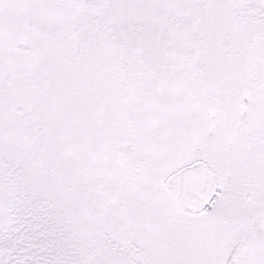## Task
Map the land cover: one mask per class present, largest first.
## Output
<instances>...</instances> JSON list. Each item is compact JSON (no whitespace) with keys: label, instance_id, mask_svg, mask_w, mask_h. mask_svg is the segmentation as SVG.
<instances>
[{"label":"snow or ice","instance_id":"snow-or-ice-1","mask_svg":"<svg viewBox=\"0 0 264 264\" xmlns=\"http://www.w3.org/2000/svg\"><path fill=\"white\" fill-rule=\"evenodd\" d=\"M0 264H264V0H0Z\"/></svg>","mask_w":264,"mask_h":264}]
</instances>
